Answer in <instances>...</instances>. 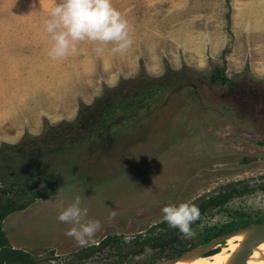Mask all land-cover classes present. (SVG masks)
I'll list each match as a JSON object with an SVG mask.
<instances>
[{
    "label": "rangeland",
    "instance_id": "obj_1",
    "mask_svg": "<svg viewBox=\"0 0 264 264\" xmlns=\"http://www.w3.org/2000/svg\"><path fill=\"white\" fill-rule=\"evenodd\" d=\"M56 2L0 0V148L5 151L49 125L74 121L84 103L104 94L105 85L137 75L142 66L153 75L165 73L168 64L189 65L200 74L192 78L189 71V81L177 91L136 112V125L114 129L108 150L87 151L78 140L54 150L49 135L46 146L33 147L23 158L0 159V216L32 203L0 218V264L31 259L108 264L136 239L169 235L175 227L163 219L165 204L189 201L199 208L224 191L234 193L200 213L191 235L180 234L184 243L199 245L229 222L238 229L264 221V122L256 129L238 119L224 96L235 80L264 82V0H112L129 23L128 49L113 52L109 42L97 52L99 42L82 40L74 53L53 58L44 21ZM216 67L231 81L213 84ZM90 189L94 193L86 192ZM74 193L84 195L87 218L101 221L83 246L65 234L70 225L57 218ZM52 194L61 197L54 195L53 202L47 199ZM126 234L132 238L125 240ZM111 236L123 239L76 259V253ZM161 253L135 250L123 264L149 262Z\"/></svg>",
    "mask_w": 264,
    "mask_h": 264
},
{
    "label": "trees",
    "instance_id": "obj_2",
    "mask_svg": "<svg viewBox=\"0 0 264 264\" xmlns=\"http://www.w3.org/2000/svg\"><path fill=\"white\" fill-rule=\"evenodd\" d=\"M189 71H192L193 73L192 78L199 77L200 73L197 70L195 72V69L189 65H184L180 69H175L168 64L166 72L161 75H153L149 73L144 66H142L137 75L132 77H123L115 86L105 85L104 94L97 98L93 104L84 103L74 121H62L58 126H51L48 124L49 126H47L46 131L43 134L39 136H25L19 143L15 145L10 144L11 147L8 149L9 152L0 148V159H4L12 155H17L18 157L23 158L24 156L30 154V150L33 147L43 148L46 146L47 142H45L44 138L49 135H51L50 143L55 144V147L53 148L54 150L71 147L77 140L85 143L87 151L97 147L103 151L108 150L113 144L111 141L114 138V129L118 130V127L127 123L134 124L135 121L132 119L136 117V112H139L141 109L150 110V108H153L154 104L160 101L164 96L177 91L182 84L189 81V79H187ZM210 80L213 84H218L219 81L225 83L230 79L227 75L225 77L223 70L216 67V71L210 76ZM123 114H127V116L124 118L122 117ZM129 114H131L130 117L128 116ZM136 124L137 123L134 125ZM7 145V143H4L3 146ZM90 147L91 149H89ZM233 193V191H224L219 195L211 196L205 199L199 204L200 213L207 211V209L212 206L223 205ZM247 223L249 222L246 221V224ZM191 226L192 224L190 227ZM234 229H236L235 223L229 222L222 226L218 231L205 235L199 244L207 242ZM177 232H179V228L175 227L167 237L145 239L142 242L136 240L134 241L132 247H128L126 250L123 247L120 251H118V254L116 255L119 260L108 264H123L124 259H126V257L138 247L151 242L163 241L175 235ZM116 237L123 239V236ZM197 244L198 243H192L188 246V244L184 243L182 239H179L171 245L158 249L162 252L161 254H163V256H159L158 258L150 261L180 255L197 246ZM216 251L218 250L215 249L212 253ZM75 255L77 258V253ZM92 255L93 254L87 257ZM82 259L83 258H80V260ZM27 264L40 263L37 260L31 259Z\"/></svg>",
    "mask_w": 264,
    "mask_h": 264
},
{
    "label": "clouds",
    "instance_id": "obj_3",
    "mask_svg": "<svg viewBox=\"0 0 264 264\" xmlns=\"http://www.w3.org/2000/svg\"><path fill=\"white\" fill-rule=\"evenodd\" d=\"M44 23L52 40L48 55L53 58L74 53L77 42L82 40L99 42L97 52L103 51V45L109 42L113 43V52H123L132 44L128 20L112 0H57ZM88 212V207L82 206L81 196L75 195L57 217L70 225L65 234L82 246L90 243L101 228L99 219L87 218ZM161 212L170 226L188 235H191L190 225L200 215L198 206L189 201L167 203ZM115 214L113 211L109 215ZM131 238L130 234L124 236L125 240Z\"/></svg>",
    "mask_w": 264,
    "mask_h": 264
},
{
    "label": "flooded vegetation",
    "instance_id": "obj_4",
    "mask_svg": "<svg viewBox=\"0 0 264 264\" xmlns=\"http://www.w3.org/2000/svg\"><path fill=\"white\" fill-rule=\"evenodd\" d=\"M257 84H259V85H257ZM225 95L227 96L226 100H231V101H229L228 105H229V107H231L232 110H234L238 119L249 122L256 129H257L256 125L264 122V82H259V81L252 80V79L235 80L233 84L228 85V90L226 91L224 96ZM226 100L223 99V101L225 103L227 102ZM87 185H83V186H87ZM76 186L79 187L80 185L76 184ZM89 188H92V186H90ZM88 191H91L94 193V191H92L91 189L87 190L86 192H88ZM76 194L74 193L73 195H76ZM54 195L59 196L58 194L57 195L52 194V196L50 195L51 196L50 198L49 197L48 198L46 197V198L50 201L56 202L58 200H57V197H55ZM45 196H42V197H45ZM53 196H54V198H53ZM81 196L84 197V195H81ZM59 197H61V196H59ZM51 198H53V199L51 200ZM47 199L45 201H47ZM31 204L32 203H29V205H28V202H25V203H22L21 205H18L17 208H9V209L3 211V213H2L3 217L0 216V218H1V220L6 219L11 213H14L16 211H20V209H22V208L30 207ZM10 210H13V211H10ZM179 232H180V230H179ZM180 234L182 235L184 233L180 232ZM169 238H167V239H169ZM167 239H165V240H167ZM179 239H181V238H178L177 240H179ZM119 240H120L119 237H116V236H113V237L111 236L110 238L108 237L105 240H103L102 242H99L98 244H95L94 246H92L91 248L96 247V246H101L102 244H104V246L102 248H100L99 250H97L96 252H93L91 254L97 253L100 250L104 249L106 246H108V243L110 241H111L110 243H114V242H117ZM165 240H163V241H165ZM163 241H157V242H163ZM191 244L192 243L188 244V246H190ZM142 246H144V245H142ZM142 246H140V247H142ZM16 247H19V246H15V245L13 246L14 249H19ZM140 247H138L137 249H139ZM84 250H86V249H84ZM79 253H81V252L77 253L76 259L85 258V257L91 255V254H88L85 256H79Z\"/></svg>",
    "mask_w": 264,
    "mask_h": 264
},
{
    "label": "water",
    "instance_id": "obj_5",
    "mask_svg": "<svg viewBox=\"0 0 264 264\" xmlns=\"http://www.w3.org/2000/svg\"><path fill=\"white\" fill-rule=\"evenodd\" d=\"M264 224V221L262 222H257V223H253L250 225H247L245 227L242 228H238L235 230H232L228 233L222 234L220 236H217L207 242L201 243L195 247H193L192 249L180 254V255H176V256H172V257H167V258H162V259H158L156 261H150V262H145V263H141V264H189L187 263V261L190 259V254L203 246L209 245V244H213V243H218V244H223L226 245V243L228 242V240L230 238H232L233 236H236L240 233H242L243 231H245L246 229H249L251 227L257 226V225H261ZM180 236V232H178L177 234H175L174 236L170 237L169 239L163 241V242H152L149 243L147 245H144L142 247H140L139 249L136 250L137 253H142L144 251L147 250H152V249H159L162 247H165L167 245L172 244L173 242H175ZM104 246V244H102L101 246H96L93 248H89L84 250L83 252L79 253V256H85L88 254H91L93 252H96L97 250H99L100 248H102ZM213 249H220L218 247L214 248L212 247L210 250L211 251ZM217 252V251H216ZM215 253V252H214ZM264 253V228L261 231V233L257 236V238L254 240V242L252 243V245L250 246L249 250L247 251L243 261L241 264H253L256 263L258 261H260L262 255ZM213 254V253H212Z\"/></svg>",
    "mask_w": 264,
    "mask_h": 264
},
{
    "label": "bare ground",
    "instance_id": "obj_6",
    "mask_svg": "<svg viewBox=\"0 0 264 264\" xmlns=\"http://www.w3.org/2000/svg\"><path fill=\"white\" fill-rule=\"evenodd\" d=\"M264 224L246 229L242 233L233 236L226 245L213 243L194 250L190 254L189 264H241L250 246L261 233ZM15 242V241H14ZM212 247H220L215 253L208 254ZM253 264H264V253L260 261Z\"/></svg>",
    "mask_w": 264,
    "mask_h": 264
},
{
    "label": "crops",
    "instance_id": "obj_7",
    "mask_svg": "<svg viewBox=\"0 0 264 264\" xmlns=\"http://www.w3.org/2000/svg\"><path fill=\"white\" fill-rule=\"evenodd\" d=\"M67 188V187H66Z\"/></svg>",
    "mask_w": 264,
    "mask_h": 264
}]
</instances>
